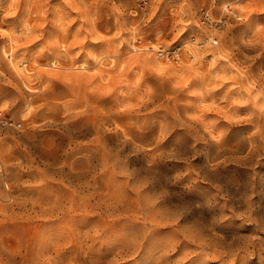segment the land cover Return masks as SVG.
Returning a JSON list of instances; mask_svg holds the SVG:
<instances>
[{
	"label": "rangeland",
	"instance_id": "1",
	"mask_svg": "<svg viewBox=\"0 0 264 264\" xmlns=\"http://www.w3.org/2000/svg\"><path fill=\"white\" fill-rule=\"evenodd\" d=\"M263 242L264 0H0V264Z\"/></svg>",
	"mask_w": 264,
	"mask_h": 264
},
{
	"label": "built area",
	"instance_id": "2",
	"mask_svg": "<svg viewBox=\"0 0 264 264\" xmlns=\"http://www.w3.org/2000/svg\"><path fill=\"white\" fill-rule=\"evenodd\" d=\"M142 3H144V2H142ZM204 14H205L206 17L210 16L209 12H204ZM152 48H153L152 46L148 47V49H150V50H153ZM154 51H156L157 54L159 56H161V57H169V56H171L170 51L169 50H165L164 48H158L157 50H154Z\"/></svg>",
	"mask_w": 264,
	"mask_h": 264
},
{
	"label": "bare ground",
	"instance_id": "3",
	"mask_svg": "<svg viewBox=\"0 0 264 264\" xmlns=\"http://www.w3.org/2000/svg\"><path fill=\"white\" fill-rule=\"evenodd\" d=\"M147 200H149V202H150V199H147ZM156 202V201H155ZM147 203V202H146ZM150 204H151V202H150ZM147 205H148V203H147ZM152 206V205H151ZM155 206V205H154ZM156 208V207H155ZM158 208V207H157ZM154 209V208H153ZM153 209H151V214H153V213H155L156 212V210L154 209V212L152 211ZM161 210V209H160ZM160 210H157V211H160ZM162 211V210H161ZM168 211V210H167ZM153 212V213H152ZM159 213V212H158ZM156 214V213H155ZM154 215V214H153ZM158 215V214H157ZM164 215V214H163ZM154 216H156V215H154ZM161 216V215H160ZM168 216V215H167ZM156 217H158V219L156 218ZM156 217H154V218H156L157 220H159L160 218H159V215L158 216H156ZM164 217V216H163ZM153 218V219H154ZM167 218V217H166ZM165 220V219H164ZM156 221V220H155ZM157 222H163V221H161V219L159 220V221H157ZM262 243V242H261ZM264 243V242H263ZM262 249L264 250V247H262ZM226 254V253H225ZM182 261V260H181ZM233 261V260H232ZM231 261V262H232Z\"/></svg>",
	"mask_w": 264,
	"mask_h": 264
}]
</instances>
